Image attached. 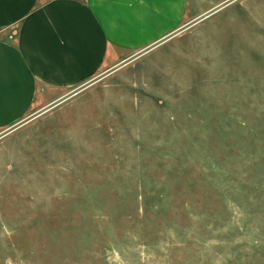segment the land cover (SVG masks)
<instances>
[{
	"label": "rangeland",
	"instance_id": "374dc122",
	"mask_svg": "<svg viewBox=\"0 0 264 264\" xmlns=\"http://www.w3.org/2000/svg\"><path fill=\"white\" fill-rule=\"evenodd\" d=\"M177 30L0 139V264H264V0Z\"/></svg>",
	"mask_w": 264,
	"mask_h": 264
},
{
	"label": "crops",
	"instance_id": "0c3cea01",
	"mask_svg": "<svg viewBox=\"0 0 264 264\" xmlns=\"http://www.w3.org/2000/svg\"><path fill=\"white\" fill-rule=\"evenodd\" d=\"M234 0H0V139ZM5 134V135H4Z\"/></svg>",
	"mask_w": 264,
	"mask_h": 264
}]
</instances>
